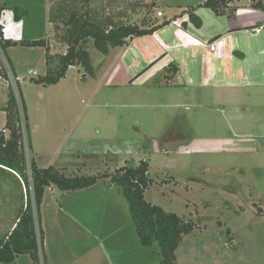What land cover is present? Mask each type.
<instances>
[{"label": "rangeland", "instance_id": "374dc122", "mask_svg": "<svg viewBox=\"0 0 264 264\" xmlns=\"http://www.w3.org/2000/svg\"><path fill=\"white\" fill-rule=\"evenodd\" d=\"M107 1L94 0L93 5L104 15L121 9L129 22L142 24L146 18L152 25L178 12L187 14L192 4L200 2L129 0L126 8L127 0H115L104 9ZM5 4L26 10L24 40L44 39L52 42L53 51H66L67 45L59 42L49 23V0H0V5ZM5 10L8 18H14L12 9ZM195 12L206 22L211 15L200 7ZM88 48L94 72L70 66L66 76L52 85L33 80L47 71L45 47L19 44L9 47L6 56L0 49L2 67L10 66L14 72L16 85L10 87L22 118L18 88L26 106L28 158L63 171L68 167L65 173L70 176L98 175L146 159L153 179L146 200L197 224L184 236L176 264H264L263 86L245 80L243 85L233 81L236 86L230 87L221 82L196 87L186 70L172 78L173 73L157 68L162 56L154 58L150 50L140 53L136 46L126 57L123 48H111L107 54L92 44ZM10 60L12 65L7 63ZM4 81L0 82V128L5 124L2 104L9 90ZM87 150L94 155H86L91 154ZM61 216L64 223L71 218L70 213ZM121 219L128 225L130 216L126 212ZM129 234L130 252L147 249L141 246L134 225ZM146 251L159 259L156 248ZM54 252L50 247L49 256ZM127 258L133 259V252ZM0 264H33V260L22 254Z\"/></svg>", "mask_w": 264, "mask_h": 264}, {"label": "trees", "instance_id": "16d2710c", "mask_svg": "<svg viewBox=\"0 0 264 264\" xmlns=\"http://www.w3.org/2000/svg\"><path fill=\"white\" fill-rule=\"evenodd\" d=\"M238 1L241 0H204L203 3L189 8L188 18L196 27L202 26V19L195 12L197 7L208 8L216 15L228 14L232 17L238 10ZM126 2L127 8L129 0ZM249 2L253 8L264 11V0ZM93 3L94 0H50L49 21L59 42L67 45L65 52L52 51L50 42L44 39L6 40L3 38V27L0 23V49L3 55H7L9 47L19 44L45 47L47 71L45 75L33 80L38 84L52 85L66 76L70 66H83L88 72H94L88 48L91 44L107 54L111 48H124L130 39L153 34L172 22L164 19L163 22L152 25L146 18L142 21L144 25L129 22L124 19L128 15L125 11L120 9L115 15H104L98 9L99 6H94ZM113 4L115 0H108L103 8ZM4 10L5 6L0 5V19ZM12 10L16 21H21L26 15V10L20 6H14ZM10 62L7 61L9 64ZM164 68L173 73L170 75L172 78L178 71L174 60ZM0 73L8 79L3 67ZM10 86L8 100L3 109L6 123L0 129V263H10L22 254H29L33 264H47L41 225V205L46 189L56 186L62 191L72 192L90 188L98 181L106 179L126 199L141 244L158 250L160 264H176L177 250L184 236L193 232L197 224L192 219L184 218L146 200V190L153 182L149 161L141 159L138 163H129L98 175L70 176L52 165L39 166L35 159L28 158L26 152L25 132L28 117L23 95L17 87L22 118L17 95ZM41 252L43 260L40 258Z\"/></svg>", "mask_w": 264, "mask_h": 264}, {"label": "crops", "instance_id": "0c3cea01", "mask_svg": "<svg viewBox=\"0 0 264 264\" xmlns=\"http://www.w3.org/2000/svg\"><path fill=\"white\" fill-rule=\"evenodd\" d=\"M203 1L200 0L197 4ZM4 6L5 9L13 8L6 4ZM237 7L238 10L232 17L228 14L216 15L212 10L200 7L210 11V17L212 16L207 22L202 18L201 27H196L189 20L186 12L175 13L176 18L171 17L172 22L169 25L153 34L130 39L121 53L127 57L130 50L136 46L140 53L150 50L154 58L158 55L162 56L155 65L157 68L159 66L164 68L175 59L178 68L175 77L184 74L186 70L190 82L196 87L218 86L220 82L221 86L230 87L236 86L233 81H237V85H243L245 80H252L256 86L264 88V29L258 34L250 32V27L264 25V12L253 8L249 0L238 1ZM22 20L16 21L12 16L16 31L14 30L11 35L14 36L15 41L24 39L25 24L22 25ZM240 35L243 39L239 38ZM205 41H214L215 51L200 45V42ZM50 44L52 47V42ZM167 46H171L169 52L166 51ZM162 62L164 65L161 66ZM224 81L225 85H223ZM227 81L233 83L229 84ZM3 83L10 86L7 81ZM6 102L7 100L2 104L3 109ZM86 152L91 153L93 150ZM86 155L92 156L94 153ZM38 164L47 167L39 162ZM50 165L64 170L63 167ZM67 170L68 167L65 171ZM100 181L90 188L72 192L62 191L56 186L46 189L41 205V225L47 264H160V258L151 257L150 252L146 251L148 248L134 249L132 250L134 258H127V254L132 253L129 228L134 224L130 217L128 225H124L121 218L126 212L130 216L129 205L121 191L119 189L115 191L117 187L114 184L106 179L102 184ZM61 213L64 215L70 213L71 218L68 222L64 223ZM50 247L56 252L49 256ZM69 256L77 258L69 259ZM17 259L19 256L15 260Z\"/></svg>", "mask_w": 264, "mask_h": 264}, {"label": "built area", "instance_id": "2783aa9c", "mask_svg": "<svg viewBox=\"0 0 264 264\" xmlns=\"http://www.w3.org/2000/svg\"><path fill=\"white\" fill-rule=\"evenodd\" d=\"M12 12V11H11ZM13 14V12H12ZM13 16V15H12ZM0 23L3 27V38L6 39V40H9V39H14V38H11L10 36H12V32H13V28H11V25L13 24L12 22V19L11 18H8L7 15H6V10L3 11L2 13V16H1V19H0ZM14 26V24H13ZM264 29V25H254L252 26V33L253 34H258L260 33L262 30ZM203 44V47H206V48H209L210 51H215V46H216V43L214 41H205L202 43ZM2 68V65L0 63V69ZM6 72L8 74V79H5L4 76L0 73V82H2L3 80L7 81L9 85H16L15 82H14V77H13V74L11 72V70H9V68H6ZM31 74L33 75H37V72L36 71H30Z\"/></svg>", "mask_w": 264, "mask_h": 264}]
</instances>
